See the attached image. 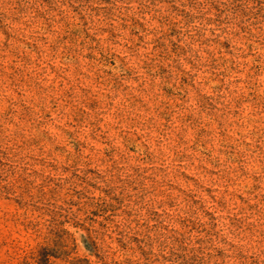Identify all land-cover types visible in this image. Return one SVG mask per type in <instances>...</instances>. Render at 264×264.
<instances>
[{
  "label": "rangeland",
  "instance_id": "374dc122",
  "mask_svg": "<svg viewBox=\"0 0 264 264\" xmlns=\"http://www.w3.org/2000/svg\"><path fill=\"white\" fill-rule=\"evenodd\" d=\"M0 264H264V0H0Z\"/></svg>",
  "mask_w": 264,
  "mask_h": 264
}]
</instances>
